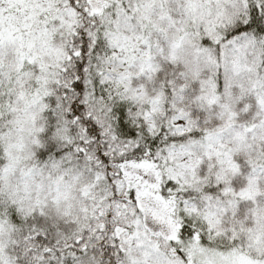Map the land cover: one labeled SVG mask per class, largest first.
<instances>
[{
    "label": "snow or ice",
    "instance_id": "snow-or-ice-1",
    "mask_svg": "<svg viewBox=\"0 0 264 264\" xmlns=\"http://www.w3.org/2000/svg\"><path fill=\"white\" fill-rule=\"evenodd\" d=\"M0 264H264V0H0Z\"/></svg>",
    "mask_w": 264,
    "mask_h": 264
}]
</instances>
